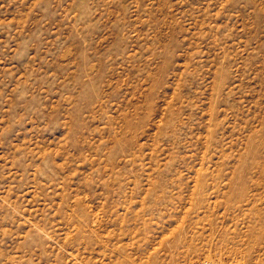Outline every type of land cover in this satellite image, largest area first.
Returning <instances> with one entry per match:
<instances>
[{
  "label": "rangeland",
  "instance_id": "rangeland-1",
  "mask_svg": "<svg viewBox=\"0 0 264 264\" xmlns=\"http://www.w3.org/2000/svg\"><path fill=\"white\" fill-rule=\"evenodd\" d=\"M264 264V0H0V264Z\"/></svg>",
  "mask_w": 264,
  "mask_h": 264
},
{
  "label": "built area",
  "instance_id": "built-area-1",
  "mask_svg": "<svg viewBox=\"0 0 264 264\" xmlns=\"http://www.w3.org/2000/svg\"><path fill=\"white\" fill-rule=\"evenodd\" d=\"M196 264H217V263H215L209 259L204 258V259L198 260ZM219 264H221V263H219Z\"/></svg>",
  "mask_w": 264,
  "mask_h": 264
}]
</instances>
